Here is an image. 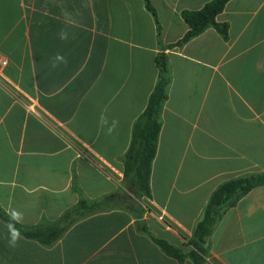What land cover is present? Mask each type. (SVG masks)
I'll return each mask as SVG.
<instances>
[{"label": "crops", "instance_id": "0c3cea01", "mask_svg": "<svg viewBox=\"0 0 264 264\" xmlns=\"http://www.w3.org/2000/svg\"><path fill=\"white\" fill-rule=\"evenodd\" d=\"M210 0H149L163 45L188 27L180 17ZM216 22L166 51L164 104L142 221L156 238L188 251L210 194L264 172V0H230ZM65 30L69 39H59ZM156 24L143 0H0V207L25 227L57 221L80 196L122 186L132 126L157 79ZM66 57L53 69L51 60ZM5 60V65L1 62ZM32 108L33 111L30 110ZM101 115L119 121L107 134ZM126 211L72 225L50 248L22 237L0 264H179L136 231ZM205 264H264V186L229 209L207 240ZM183 264H192L186 260Z\"/></svg>", "mask_w": 264, "mask_h": 264}, {"label": "trees", "instance_id": "16d2710c", "mask_svg": "<svg viewBox=\"0 0 264 264\" xmlns=\"http://www.w3.org/2000/svg\"><path fill=\"white\" fill-rule=\"evenodd\" d=\"M230 0H210L196 11L184 10L180 17L188 27L183 37L175 43L163 45L160 39V26L156 13L149 0H143L146 10L152 15L156 24L157 44L159 52L155 58L157 79L149 95L147 105L132 126L131 140L126 153L121 158L123 164L122 186L124 191L114 192L98 200H89L82 196L77 203L66 210L60 218L52 223L25 227L16 224L23 238L35 241L44 248L52 247L64 233L76 222L91 215L119 209L129 213L135 220L136 231L148 237L160 251L179 264L186 260L192 264H205L208 256V238L215 225L223 215L251 190L264 186V172L247 174L227 180L218 185L210 194L203 209L201 219L194 226L192 236L187 242L189 250L175 247L168 242L154 237L142 221L144 209L140 202L149 199L150 176L152 162L156 155L160 133V117L168 98L171 75L166 51L180 49L189 41L201 35L208 28H213L222 37L227 36V26L216 22L217 16L223 11ZM0 220L9 222L8 214L0 207Z\"/></svg>", "mask_w": 264, "mask_h": 264}, {"label": "clouds", "instance_id": "9594fccd", "mask_svg": "<svg viewBox=\"0 0 264 264\" xmlns=\"http://www.w3.org/2000/svg\"><path fill=\"white\" fill-rule=\"evenodd\" d=\"M58 35L59 39L62 41H67L69 39L68 33L65 30H61ZM61 63L67 64V59L62 54L57 53L51 60V67L55 69L59 67ZM100 122L102 126H107V134L109 135L117 129L119 124V121L116 119H113L111 123H109L107 117L104 115H101ZM7 214L9 216V222L6 224L8 231V246L10 248H15L22 239L21 232L16 227V224L23 222L24 214L16 209H10Z\"/></svg>", "mask_w": 264, "mask_h": 264}, {"label": "built area", "instance_id": "2783aa9c", "mask_svg": "<svg viewBox=\"0 0 264 264\" xmlns=\"http://www.w3.org/2000/svg\"><path fill=\"white\" fill-rule=\"evenodd\" d=\"M3 65H5V60H3V61L1 62V66H3ZM30 110L33 111L32 108H30Z\"/></svg>", "mask_w": 264, "mask_h": 264}]
</instances>
